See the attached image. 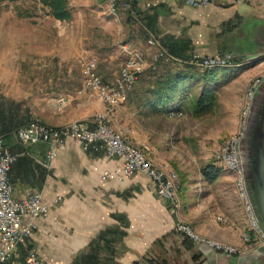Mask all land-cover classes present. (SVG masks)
Instances as JSON below:
<instances>
[{
  "label": "crops",
  "instance_id": "0c3cea01",
  "mask_svg": "<svg viewBox=\"0 0 264 264\" xmlns=\"http://www.w3.org/2000/svg\"><path fill=\"white\" fill-rule=\"evenodd\" d=\"M119 17L124 21L121 26L129 33L126 32L115 51H108L99 61L98 75L105 84L113 82L120 62L125 59L122 47L149 59L152 53L146 45L149 34L160 40L166 52L180 62L194 55L230 54L237 62L225 69H234L235 74L218 93L221 89L227 91L235 87H240L244 93L252 79L264 71L245 67L256 59L250 57L252 30L264 18V10L256 6L255 0H211L207 9H193L180 0H133L131 12H120ZM54 61L56 65L52 64ZM149 61H153L151 57ZM46 64L56 70L58 61L46 60ZM159 65V75L183 76L184 92L169 104L158 107L160 113H154L144 103L145 91L151 88V79L144 73L127 103L116 112L115 127L135 146L146 147L156 163L171 164L176 156L175 145L187 139L181 134L179 124L189 114L190 103L201 91H212V88H202L200 80L204 73L201 70L196 69L193 76L187 75L188 66L182 69L185 65L180 63ZM48 76L60 83L40 94L46 103L70 97L62 113L44 103L31 109L22 100L0 97L3 151L15 156L7 172L11 196L20 199L26 194H38L47 208V216L34 220L31 235L18 245L5 264H25V253L29 250L45 264H140L143 260L165 261L166 264H233L231 258L192 245L173 233L178 222L189 223L199 235L232 246H244L242 234L251 236V244H254V234L236 198L232 181L226 180L222 172L209 183L200 172L198 178L193 179L189 169L179 168L187 174L188 180L172 209L157 197L155 185L149 178L137 173L120 183L114 172L121 166V160L85 153L76 140H66L64 149L46 168L44 156L48 146L20 145L15 129L31 120L56 128L72 121L87 123L95 114L104 112L100 105L75 97L77 75L70 71L61 74L53 71L45 74V78ZM169 110L181 112L182 116L167 118ZM221 111L218 119L227 118V125L235 126L236 117L224 106ZM86 128L92 129V126L87 124ZM219 217L227 223L218 222Z\"/></svg>",
  "mask_w": 264,
  "mask_h": 264
},
{
  "label": "rangeland",
  "instance_id": "374dc122",
  "mask_svg": "<svg viewBox=\"0 0 264 264\" xmlns=\"http://www.w3.org/2000/svg\"><path fill=\"white\" fill-rule=\"evenodd\" d=\"M67 1L71 9V20L68 22H59L48 17L46 9L41 8L35 1L24 0L16 3H8L0 0V97L22 100L25 105L31 109L44 103L47 104L48 107L51 106L56 112L62 113L70 102L56 108L53 105L54 101L46 103L44 101L45 99L40 94L44 89L50 88L53 85H58V82L60 83V81L56 79H51V76L45 78V74L50 75L53 71H58L60 74L70 71L71 74L78 76V89L82 77L80 65L87 62L89 59L95 58L97 61L96 72L98 75L99 61L107 55L108 51H115L116 45H120L124 37H126V32L129 33L121 26L124 21L120 20L119 13L124 11L117 9L115 6L110 10L106 4V0ZM123 49L126 48L122 47V52ZM150 57L151 54L149 59L145 58V60L140 53L138 54L131 50L125 52V59L120 62L113 82L111 84H105L101 81L102 84L107 86L114 84L125 60L133 61L135 65H142V75L147 71L153 72L152 69L155 67V61L151 57L153 61L150 62ZM52 59L58 61L56 70L52 67L51 69L48 68L46 64V60L51 61ZM159 63L168 65L167 61H156L155 72L160 70L159 68L161 65H159ZM225 63L226 65L224 68H217L219 70L204 69V71H202L198 68L189 67L186 69V66L182 67V69L189 70H185L187 75L195 76L196 74L194 71L198 70L204 73V77L202 76L203 78L200 80L202 88H212L211 92L218 94L219 97H216L218 107L216 106L212 113L198 119H194L188 114L186 119L179 124L181 128L179 129V127H176L181 131V134L187 138L186 141L188 143L183 140L184 142L182 141V143L175 145L174 151L176 152V156L172 158L171 164L156 163L149 155L146 147L135 146L125 135L117 130L115 127L116 112L127 102L124 104L122 101L119 106H113L105 102V100H102L101 96L96 97L92 92H86L83 96L77 98L85 99L87 102L100 105L104 109L103 113L95 114L87 123L72 121L59 128L42 125L54 129L65 128L74 123H81L85 127L87 124H90L93 127L92 122L96 116L107 119V126L110 127L114 134L125 142H128L133 148L143 151L147 158L153 162V166L158 170H164L167 177L174 176L179 183L176 184L179 186L181 176L188 180L187 174H184L179 168L189 169L193 179H197L200 170L214 160L216 166L219 171L222 172L226 180L232 181L234 193L248 221L250 230L254 234V244H256H251V236L242 234L241 241L244 246H232L199 235L189 223H179L190 226L197 235L209 242L220 243L221 245L235 248L237 250L236 253L240 254L242 257H246L253 251L263 250L264 247L260 249L261 242L259 241V230L257 229V233L249 211H246L243 206L242 198L237 188L236 176L224 169L220 157L226 144L233 140H237L238 143L241 135V127L246 118L243 114L246 113L249 105L247 100L248 96L251 93L252 87L256 86V81L259 83L264 78V71L252 79L249 84L250 87L247 88L244 93H241L242 90L240 87H235L233 90L230 89L227 91L221 89V92L218 93L221 86L235 74L234 69H225L233 62ZM52 64L56 65V62L54 61ZM245 67H254L256 70H264V60L256 58ZM139 68L140 66H130L129 74H140ZM141 76H139L137 82ZM136 83L128 95V98L132 94ZM4 95L6 97H4ZM221 106H224L225 110H228L230 114L236 117L235 126L232 127L231 125H227V118L224 120H221V118L218 119L219 116L222 115ZM181 116V112L179 113L175 110H169L167 112V118L170 119H177ZM38 124L41 123L38 122ZM172 127H174V125H172ZM216 142H218L217 145ZM214 150H216V152ZM178 190L179 187L177 186L175 205H177L176 203H178L179 199ZM217 221L222 224L227 223L225 219L220 217L217 218ZM205 245L208 246L207 244ZM257 264L260 263L257 262Z\"/></svg>",
  "mask_w": 264,
  "mask_h": 264
},
{
  "label": "built area",
  "instance_id": "2783aa9c",
  "mask_svg": "<svg viewBox=\"0 0 264 264\" xmlns=\"http://www.w3.org/2000/svg\"><path fill=\"white\" fill-rule=\"evenodd\" d=\"M117 9L126 13L131 12L133 0H112ZM183 5L193 9H207L211 5V0H180ZM147 47L152 50L151 57L156 60L180 63L191 68H198L204 71L205 66L214 63L233 62L231 55L221 57H201L192 56L186 62H180L162 47L160 40L149 34L146 41ZM129 52V49H123V54ZM130 66H140V74L130 75ZM97 61L95 58L89 59L80 65L81 80L79 88L75 92V97H81L86 92H92L96 97L113 96L116 100H122L125 104L134 84L139 76L142 75V65H135L131 61L124 62L119 70L118 77L114 84L103 85L96 72ZM153 71L155 68L152 69ZM258 81H256V85ZM253 90V87H252ZM251 90V91H252ZM71 101L70 97H63L54 101V107L59 108L61 105ZM245 114H243L244 116ZM107 120L96 116L92 122V129H87L81 123L73 124V131L51 133L44 131V125L37 124V121H31L28 124L17 128L14 131L15 138L22 146H34L44 144L48 149L44 156V166L50 167L52 161L59 151L65 147V141L68 139L76 140L83 152L102 156L106 159H119L121 166L116 169L114 175L122 183L128 180L134 174H142L149 178L155 185L156 195L163 202L174 208V194L171 191V180L164 176V172L153 170L151 162L143 151L129 149L127 145L119 138H114L106 131ZM242 128V127H241ZM238 143L225 147L221 157L233 168L239 169L238 164ZM15 156H10L3 151L2 140L0 138V264L7 263L15 254L16 249L22 241L29 237L34 230V220L47 216V208L42 204L38 194H26L20 199H13L11 196V187L7 181V172L10 165L14 162ZM240 170V169H239ZM107 178L108 174L105 173ZM240 186L247 202L250 217L254 226L260 228L255 220L251 206L246 198L242 177ZM174 233L182 237L195 246H203L210 249L215 254L226 255L230 257L244 258L238 253L217 250L196 242L188 230V225L177 223L174 226ZM261 234V249L264 247V236ZM25 264H45L34 254L33 251H26Z\"/></svg>",
  "mask_w": 264,
  "mask_h": 264
},
{
  "label": "water",
  "instance_id": "95a60500",
  "mask_svg": "<svg viewBox=\"0 0 264 264\" xmlns=\"http://www.w3.org/2000/svg\"><path fill=\"white\" fill-rule=\"evenodd\" d=\"M264 7V0H255ZM251 58L264 60V18L252 30ZM238 141V164L242 183L255 220L264 236V78L255 86ZM233 264H264V249L244 258L230 259Z\"/></svg>",
  "mask_w": 264,
  "mask_h": 264
},
{
  "label": "trees",
  "instance_id": "16d2710c",
  "mask_svg": "<svg viewBox=\"0 0 264 264\" xmlns=\"http://www.w3.org/2000/svg\"><path fill=\"white\" fill-rule=\"evenodd\" d=\"M8 3H16L24 0H1ZM35 1L41 7L46 9L47 16L51 17L55 21L68 22L71 20V9L68 6L67 0H30ZM233 62H237L233 60ZM189 68V67H188ZM145 72V76L150 77L151 88L145 91L144 103L148 106L152 112L160 113L158 107L165 106L174 101L177 96L181 95L184 90L181 85L184 83V78L181 75H172L169 73L159 75L158 72ZM144 75V74H143ZM146 80V79H145ZM217 98L214 93L208 90H203L200 94L193 98L188 112L192 118L198 119L207 114L212 113L217 106ZM31 122V121H29ZM27 122L26 124H28ZM24 124V125H26ZM23 125V126H24ZM22 127V126H20ZM16 130V129H15ZM220 171L216 166L214 160L200 170L202 178L206 182H213L217 179ZM183 176L180 179V186L178 192L187 184V180ZM187 241V240H186ZM190 243V242H189ZM191 244V243H190ZM226 256V255H224ZM231 258L230 256H226ZM233 258V257H232ZM140 264H166L165 261L153 262V261H141Z\"/></svg>",
  "mask_w": 264,
  "mask_h": 264
},
{
  "label": "bare ground",
  "instance_id": "6f19581e",
  "mask_svg": "<svg viewBox=\"0 0 264 264\" xmlns=\"http://www.w3.org/2000/svg\"><path fill=\"white\" fill-rule=\"evenodd\" d=\"M106 4L108 6V8L110 10H112L114 8V2L112 0H106ZM261 9L264 10V7H260ZM120 10V9H119ZM115 15V14H114ZM138 57V56H136ZM138 59V58H137ZM141 59V58H140ZM156 61H164V60H156ZM156 61H155V67H156ZM133 62V61H132ZM168 62V61H167ZM144 63V62H143ZM166 63V62H165ZM231 64V63H230ZM140 65V64H139ZM226 65L225 62L223 63H214L210 66H205L204 69L205 70H212V69H217V68H224V66ZM154 67V68H155ZM133 69V67H132ZM140 69V68H139ZM131 75V73H130ZM133 75V74H132ZM254 88L253 87V90L251 91L250 95L248 96V102L250 104L251 102V96L253 94V91H254ZM102 100H105V102H108L109 104L113 105V106H119L122 102V100H116L113 96H101ZM246 116L247 114L244 113ZM174 115V114H173ZM107 120V119H106ZM37 124H38V121H37ZM75 124V123H74ZM42 125V124H40ZM242 128H243V125H242ZM242 128H241V133H242ZM44 131H48V132H51V133H61V132H68V131H73V124L72 125H69L65 128H61V129H54V128H47V127H44ZM106 131L109 133V135L113 136L114 138H119L120 140H122L119 136H117L116 134L113 133V131L110 129L109 126H107L106 124ZM129 149H135L133 148L128 142H125L124 140H122ZM237 143V140H233L231 141L230 143L226 144L222 150V153L225 151V147H229L231 145H234ZM137 150V149H136ZM139 151V150H137ZM221 153V154H222ZM237 155H238V152H237ZM221 158V161H222V165L224 167L225 170H227L228 172L232 173V174H235L236 176V182H237V188L239 190V193H240V196L242 198V202H243V206L245 207L246 211H249L248 210V207H247V202H246V199L243 195V191L241 189V186H240V181H241V173H240V170L238 168H233L229 165V163H227L225 161V157H220ZM153 170L157 171V172H164L163 170H158L155 166H153ZM164 176H166V173L164 172ZM171 180V191L173 192L174 194V203H175V195H176V188L177 186L179 187V185H177L176 183H178V181H176V178L174 176H171V177H167ZM179 184V183H178ZM247 198V197H246ZM248 200V199H247ZM177 204V203H176ZM175 207V206H174ZM249 214H250V211H249ZM254 225V224H253ZM188 230H189V233L192 237L195 238L196 242H199V243H202V244H207L208 247H212L214 249H217V250H224V251H227V252H232V253H236L237 250L235 248H231V247H228V246H224V245H221L220 243L217 244V243H213V242H209L208 240L200 237L199 235H197L190 226H188ZM256 232L258 233L257 231V228H255ZM261 232V230H260ZM260 232L258 233L259 234V241L261 242V234ZM262 233V232H261ZM258 236V235H257ZM246 239V238H245ZM206 246V245H205ZM260 249H261V246H260ZM239 252V251H238ZM234 258H237V257H234Z\"/></svg>",
  "mask_w": 264,
  "mask_h": 264
}]
</instances>
